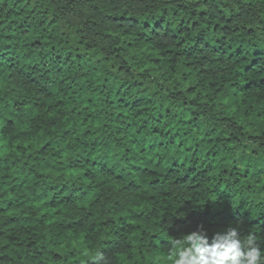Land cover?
Here are the masks:
<instances>
[{
    "label": "trees",
    "instance_id": "trees-1",
    "mask_svg": "<svg viewBox=\"0 0 264 264\" xmlns=\"http://www.w3.org/2000/svg\"><path fill=\"white\" fill-rule=\"evenodd\" d=\"M229 223L264 238V0H0V264Z\"/></svg>",
    "mask_w": 264,
    "mask_h": 264
},
{
    "label": "clouds",
    "instance_id": "clouds-1",
    "mask_svg": "<svg viewBox=\"0 0 264 264\" xmlns=\"http://www.w3.org/2000/svg\"><path fill=\"white\" fill-rule=\"evenodd\" d=\"M240 223H229L216 231L209 241L206 230L197 229L171 239L166 264H264V238L255 232L240 234ZM96 264H104L103 256L92 257ZM157 258L156 264H158Z\"/></svg>",
    "mask_w": 264,
    "mask_h": 264
}]
</instances>
